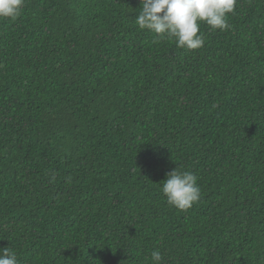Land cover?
Instances as JSON below:
<instances>
[{"label":"trees","instance_id":"1","mask_svg":"<svg viewBox=\"0 0 264 264\" xmlns=\"http://www.w3.org/2000/svg\"><path fill=\"white\" fill-rule=\"evenodd\" d=\"M140 0H25L0 20V249L20 264H264V0L203 47ZM201 199L181 211L174 168Z\"/></svg>","mask_w":264,"mask_h":264},{"label":"clouds","instance_id":"2","mask_svg":"<svg viewBox=\"0 0 264 264\" xmlns=\"http://www.w3.org/2000/svg\"><path fill=\"white\" fill-rule=\"evenodd\" d=\"M25 0H0V20L16 19ZM135 23L140 30H150L159 39H174L177 47L196 50L204 45L200 25L212 30L227 31L228 17L236 9L237 0H140ZM170 206L184 211L201 199L197 177L177 167L166 173L160 183ZM152 264H162L159 250L151 253ZM0 264H20L13 247L0 249Z\"/></svg>","mask_w":264,"mask_h":264}]
</instances>
